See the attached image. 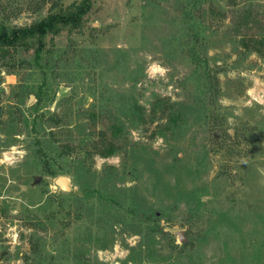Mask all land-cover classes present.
<instances>
[{"label": "rangeland", "instance_id": "374dc122", "mask_svg": "<svg viewBox=\"0 0 264 264\" xmlns=\"http://www.w3.org/2000/svg\"><path fill=\"white\" fill-rule=\"evenodd\" d=\"M80 1L0 0V22ZM246 8L264 18V0H92L39 61L0 50V264H264V47ZM92 112L124 126L126 152L89 151Z\"/></svg>", "mask_w": 264, "mask_h": 264}, {"label": "trees", "instance_id": "16d2710c", "mask_svg": "<svg viewBox=\"0 0 264 264\" xmlns=\"http://www.w3.org/2000/svg\"><path fill=\"white\" fill-rule=\"evenodd\" d=\"M92 6V0H81L72 2L67 6H61L56 11H51L40 20L22 26L8 27L4 22H0V50L15 49L24 47L30 49L35 47L36 58L39 61L42 57L44 47L46 46V37L48 35H59L63 30L70 33L83 28L86 22V15ZM242 22L245 26L250 24L259 25L261 37H254L253 50L259 51V46L264 47V18L253 8H246L241 11ZM259 45V46H258ZM196 62H198L196 60ZM210 86L215 85L214 76L208 73ZM175 102L162 103L161 99H156L151 112L157 110L168 114L172 108L176 107ZM89 124L91 133L88 135L85 144L89 146V151L102 157L115 154L118 151L126 152L130 148V141L124 132V126L114 121L108 115L92 112ZM101 125V126H99Z\"/></svg>", "mask_w": 264, "mask_h": 264}, {"label": "water", "instance_id": "95a60500", "mask_svg": "<svg viewBox=\"0 0 264 264\" xmlns=\"http://www.w3.org/2000/svg\"><path fill=\"white\" fill-rule=\"evenodd\" d=\"M33 99H34V95H31L30 99H29V103H31ZM55 181L61 190L70 191V190H72V188H74V189L76 188L75 186L72 185V178L68 175H60L56 178ZM177 234L179 236V239L182 242L187 241V237L185 236L183 230L177 231Z\"/></svg>", "mask_w": 264, "mask_h": 264}]
</instances>
